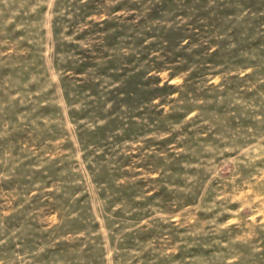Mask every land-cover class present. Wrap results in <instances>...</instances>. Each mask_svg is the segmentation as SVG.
<instances>
[{"label": "rangeland", "instance_id": "obj_1", "mask_svg": "<svg viewBox=\"0 0 264 264\" xmlns=\"http://www.w3.org/2000/svg\"><path fill=\"white\" fill-rule=\"evenodd\" d=\"M0 264H264V0H0Z\"/></svg>", "mask_w": 264, "mask_h": 264}]
</instances>
